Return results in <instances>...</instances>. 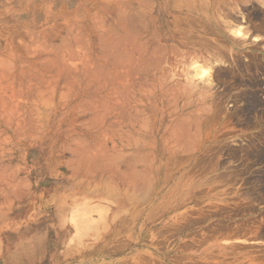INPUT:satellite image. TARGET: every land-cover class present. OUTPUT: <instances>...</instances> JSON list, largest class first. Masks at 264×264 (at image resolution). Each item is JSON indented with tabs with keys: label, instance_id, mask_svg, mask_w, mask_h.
<instances>
[{
	"label": "rangeland",
	"instance_id": "1",
	"mask_svg": "<svg viewBox=\"0 0 264 264\" xmlns=\"http://www.w3.org/2000/svg\"><path fill=\"white\" fill-rule=\"evenodd\" d=\"M263 4L0 0V264H264Z\"/></svg>",
	"mask_w": 264,
	"mask_h": 264
},
{
	"label": "bare ground",
	"instance_id": "2",
	"mask_svg": "<svg viewBox=\"0 0 264 264\" xmlns=\"http://www.w3.org/2000/svg\"><path fill=\"white\" fill-rule=\"evenodd\" d=\"M262 1V0H261ZM264 1V0H263ZM196 2V1H195ZM210 3V2H209ZM218 3V2H217ZM235 3V2H234ZM202 4V3H201ZM207 4V3H206ZM264 5V4H263ZM204 8V7H203ZM212 8V7H211ZM210 8V9H211ZM250 8V7H249ZM198 9V8H197ZM242 9V8H241ZM253 10V9H252ZM222 11V10H221ZM228 11V10H227ZM231 11V10H230ZM254 11V10H253ZM200 12H201V10H200ZM237 13V12H236ZM204 14V13H203ZM208 14V13H207ZM206 14V15H207ZM213 14V13H212ZM218 14V13H217ZM229 15H230V13H228ZM199 15V14H198ZM201 15V14H200ZM236 15V14H235ZM220 16V15H219ZM225 16H227V14L225 15ZM233 16V15H232ZM257 16H258V14H257ZM231 17V16H230ZM241 17V16H240ZM256 17V16H255ZM259 17V16H258ZM221 18V17H220ZM232 18H234V17H232ZM257 18V17H256ZM235 19L236 20H238L237 19V17H235ZM244 19V18H243ZM197 20H199V19H197ZM232 20V19H231ZM252 20V19H251ZM257 20V19H256ZM200 21V20H199ZM229 21V20H228ZM227 21V22H228ZM235 21V20H234ZM183 22V21H182ZM189 22V21H188ZM210 22V21H209ZM223 22H224V20H223ZM231 22V21H230ZM238 22V21H237ZM237 22H236V24H237ZM239 22H241L240 21V19H239ZM263 22H264V20H263ZM190 23H191V20H190ZM261 23V22H260ZM193 24V25H192ZM194 24H196V22H194V21H192V23H191V25L192 26H194V27H196L197 28V26L196 25H194ZM220 24V23H219ZM235 24V25H236ZM239 25V24H238ZM186 26V25H185ZM188 26V25H187ZM204 26V25H203ZM211 26V25H210ZM237 26V25H236ZM212 27V26H211ZM216 27V26H215ZM243 27V26H242ZM241 26H240V29L238 28V30H236V34L238 33L239 35L241 34V28H242ZM260 27V26H259ZM195 28V29H196ZM206 28V27H205ZM217 28V27H216ZM237 28V27H236ZM235 28V29H236ZM244 28V27H243ZM176 29V28H175ZM208 31L210 30V29H208V27L206 28ZM205 29V30H206ZM249 29V28H248ZM197 30H198V28H197ZM200 30V29H199ZM219 30V29H218ZM256 30H258V29H256ZM227 31V30H226ZM243 31H245L244 29H243ZM246 31H248V30H246ZM245 31V32H246ZM250 31V30H249ZM261 31V30H260ZM264 31V30H263ZM197 32V31H196ZM206 32V31H205ZM210 33L212 32V30L211 31H209ZM208 32V33H209ZM257 32V31H256ZM198 33V32H197ZM209 33V34H210ZM232 33V32H231ZM243 33V32H242ZM206 34V33H205ZM204 34V35H205ZM212 34H215L214 32H212ZM211 34V35H212ZM223 34V33H222ZM237 34V35H238ZM247 34V33H246ZM260 34H262V31H261V33ZM245 35V34H244ZM194 36V35H193ZM192 36V37H193ZM199 36H201V34L199 35ZM223 36H224V34H223ZM228 36V35H227ZM241 36V35H240ZM249 36V35H248ZM189 37V36H188ZM220 37V36H219ZM232 37V36H231ZM194 38H196L195 36H194ZM202 38V37H201ZM230 38V37H229ZM243 38H246L245 36L243 37ZM248 38V37H247ZM257 38V37H256ZM220 39V38H219ZM237 39V38H236ZM203 40V39H202ZM245 40V39H244ZM231 41V40H230ZM243 41V40H242ZM246 41V40H245ZM190 42H191V40H190ZM194 42V41H193ZM233 42V41H232ZM258 42V41H257ZM201 43V42H200ZM204 43V42H203ZM212 43V42H211ZM234 43V42H233ZM243 43V42H242ZM242 43H240V44H242ZM238 44V43H237ZM236 44V45H237ZM258 44V43H257ZM232 45V44H231ZM233 46V45H232ZM235 46V45H234ZM240 46V45H239ZM238 46V47H239ZM241 46H243L244 47V45H241ZM263 49V48H262ZM180 50H182V49H180ZM219 50V49H218ZM228 50H229V48H228ZM214 51V50H213ZM180 53H181V51H180ZM179 53V54H180ZM211 53V52H210ZM222 53V52H221ZM243 53V52H242ZM183 54V53H182ZM224 54V53H223ZM238 54V53H237ZM207 55H209V54H207ZM218 55V54H217ZM183 58H185L186 59V57H185V55L183 54V56H182ZM191 57H192V55H191ZM203 57V56H202ZM211 57V56H210ZM217 57V56H216ZM180 58V57H179ZM218 58V57H217ZM260 58V57H259ZM195 59V58H194ZM214 60V59H213ZM252 60V59H251ZM196 61V60H195ZM258 61H259V59H258ZM261 61V60H260ZM191 62V61H190ZM189 62V63H190ZM206 62V61H205ZM204 62V63H205ZM213 61L211 60V63H212ZM257 62V61H256ZM201 63V62H200ZM214 63V62H213ZM213 63L211 64V66H212V68H213ZM220 63V62H219ZM224 63V62H223ZM238 63H242V62H238ZM181 64V63H180ZM191 64V63H190ZM197 63H195V65H196ZM210 64V63H209ZM244 64V63H243ZM261 64V63H260ZM182 65V72H183V74H185L186 76L190 73L189 72V70H188V66H190V65H188L187 63H186V61L185 60H183V64H181ZM195 65H193V66H195ZM201 65H202V63H201ZM246 65V64H245ZM250 65V64H249ZM192 66V67H193ZM210 66V65H209ZM198 67V66H197ZM196 67V69H199V70H197L198 72H200V75H201V77H200V79L201 78H204L203 77V75L204 76H206L205 74L206 73H208L209 72V70H210V68L208 69V71L206 70V69H204V68H202V67H198L197 68ZM239 68H240V65L238 66ZM238 67H236V69L238 68ZM242 67V66H241ZM208 68V67H207ZM261 68H263V66L261 65H259L258 63H255V64H253V65H251L250 67H244V69H245V71H247V72H250L251 71V75H250V80L248 81L249 82V87H251L252 89H255L256 87H258L260 84H262L261 82H260V79L258 80V77H259V74L263 71V73H262V75H260V77L261 76H263L264 75V68L263 69H261ZM241 69H243V68H241ZM244 69H243V71H244ZM191 71V70H190ZM195 71V70H194ZM196 71V72H197ZM235 71V70H234ZM233 71V72H234ZM242 70H241V72H243ZM196 72H195V74H196ZM236 72V71H235ZM211 73H212V71H211ZM229 74V73H228ZM227 74V75H228ZM245 74V73H244ZM212 75V74H211ZM226 75V76H227ZM188 76H190V75H188ZM197 76H198V74H197ZM224 76H225V74H224ZM229 76H230V74H229ZM246 76V75H245ZM199 77V76H198ZM221 77H222V75H221ZM206 78V77H205ZM213 78V77H212ZM226 78V77H225ZM228 78V77H227ZM226 78V79H227ZM232 78V77H231ZM234 78H236L235 76H234ZM241 78V77H240ZM246 78V77H245ZM183 79V78H182ZM208 79V81H209V79L210 78H207ZM237 79H239V78H237ZM263 79V78H262ZM232 80V79H231ZM201 82V81H200ZM235 82H236V79H235ZM206 83V82H205ZM209 83V82H208ZM213 82H211V84H212ZM242 84H245V86L247 85L246 84V82L245 83H243V82H241ZM197 84V83H196ZM199 85V84H198ZM234 85V84H233ZM241 86V85H240ZM193 87V86H192ZM243 87V86H242ZM208 89V88H207ZM256 90V89H255ZM250 91V90H249ZM245 92V91H244ZM247 92V91H246ZM255 92V91H254ZM247 93V94H245L246 96L244 97L245 98V100L247 101V102H249L250 104H249V107L247 108V107H245V108H243V110H242V112H247V110L249 109V111H251L253 108H257V106H259V100H258V97H257V95H256V93ZM242 97V96H241ZM243 99V98H242ZM209 101V100H208ZM240 101V100H239ZM243 103V102H242ZM243 107H244V105H243ZM261 109V108H260ZM257 111V110H256ZM261 111V110H260ZM252 113L254 112V111H251ZM251 113V114H252ZM250 114V115H251ZM258 114H260V113H258ZM251 118V117H250ZM251 121V120H250ZM251 124V123H250ZM264 143V142H263ZM263 150L261 151V152H259V153H257V152H255V154H256V158L257 159H259V160H263L264 159V148H262ZM254 150V149H253ZM252 154H253V151L251 152ZM250 153V154H251ZM204 154V153H203ZM207 154V153H206ZM255 154H253V155H255ZM260 154V155H259ZM213 155V154H212ZM220 155V154H219ZM207 156V155H206ZM254 157V156H253ZM210 158V157H209ZM217 158V157H216ZM251 159H252V157H251ZM210 161V160H209ZM258 161V160H257ZM186 162V161H185ZM260 162H262V161H260ZM199 163V162H198ZM194 166H196V165H194ZM199 166V165H198ZM192 170V169H191ZM197 172V171H196ZM205 172V171H204ZM243 173V172H242ZM262 175V174H261ZM257 177V176H256ZM137 178V177H136ZM136 178L135 179H131L130 180V182H131V185L132 186H137V184H136ZM234 178V177H233ZM258 178V177H257ZM259 182L262 184V192H263V194H264V175H262L261 177H259ZM259 187V186H258ZM258 191H259V189H258ZM259 197V196H258ZM90 211V210H89ZM95 212V211H94ZM98 213V212H97ZM89 214V213H88ZM81 215H82V213H81ZM83 215H84V213H83ZM88 216V215H87ZM83 217V216H82ZM100 217V216H99ZM105 217V216H104ZM104 217H103V219H104ZM89 219V218H88ZM94 219V218H93ZM102 219V220H103ZM83 220V219H82ZM89 220H91V218L89 219ZM88 220V221H89ZM92 221H94V220H92ZM99 221V220H98ZM87 222V221H86ZM85 221L84 222H82V223H86ZM90 223H91V221H89ZM88 224V223H87ZM94 224V223H93ZM96 224V223H95ZM78 225H79V223H78ZM77 225V226H78ZM82 225V224H81ZM187 225V224H186ZM256 225V224H255ZM88 226V228H89V225H87ZM102 226H103V224H102ZM101 226V227H102ZM83 227H84V225H83ZM82 227V228H83ZM86 227V226H85ZM85 227L83 228V229H85ZM93 227V226H92ZM95 227V226H94ZM81 228V229H82ZM87 228V227H86ZM220 229H224V228H220ZM253 229V228H252ZM95 230V229H94ZM183 230V229H182ZM256 230V229H255ZM264 230V229H263ZM78 231H79V229H78ZM83 231V230H82ZM86 231V230H85ZM92 231V230H91ZM218 231V230H217ZM84 232V231H83ZM230 232V231H229ZM85 233V232H84ZM231 233V232H230ZM261 233V232H260ZM263 233V235H264V232H262ZM78 234V233H77ZM99 234V233H98ZM215 234V233H214ZM234 234V233H233ZM79 235V234H78ZM86 235V234H85ZM85 235H83V236H85ZM79 237H80V235H79ZM258 237V236H257ZM263 237V236H262ZM261 237V238H262ZM169 240V239H168ZM243 247V246H242ZM246 247V246H245ZM263 251V250H262Z\"/></svg>",
	"mask_w": 264,
	"mask_h": 264
}]
</instances>
